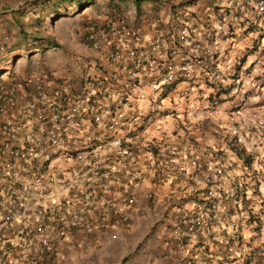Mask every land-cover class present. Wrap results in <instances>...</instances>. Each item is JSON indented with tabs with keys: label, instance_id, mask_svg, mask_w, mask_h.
I'll return each instance as SVG.
<instances>
[{
	"label": "built area",
	"instance_id": "2783aa9c",
	"mask_svg": "<svg viewBox=\"0 0 264 264\" xmlns=\"http://www.w3.org/2000/svg\"><path fill=\"white\" fill-rule=\"evenodd\" d=\"M188 1L158 18L106 15L84 34L94 57L84 72L77 58L56 77L0 81V264H48L73 234L126 228L160 189L167 264H264V194L253 192L264 184L263 115L247 127V178L209 160L212 147L178 143L170 124L216 113L218 99L206 108L197 95L207 103L218 87L264 102V44H246L232 66L249 32L264 31V0ZM183 80L195 90L172 116L165 97ZM239 115L229 118L243 129ZM248 218L260 221L253 240L239 224Z\"/></svg>",
	"mask_w": 264,
	"mask_h": 264
},
{
	"label": "rangeland",
	"instance_id": "374dc122",
	"mask_svg": "<svg viewBox=\"0 0 264 264\" xmlns=\"http://www.w3.org/2000/svg\"><path fill=\"white\" fill-rule=\"evenodd\" d=\"M32 1L38 4L41 0H0V79H6L11 74L20 80L37 74H42L45 78L56 77L65 73L66 70L72 71L77 58L80 61L78 72L85 71V64L92 66L94 57L91 56V52L83 41L84 34L98 25L106 15L115 11V9H110L107 0H95L93 5L79 13H75L77 11L74 7H69L67 14L62 13L53 18H49L48 13H45L36 27L39 33L37 37L42 39L38 41L27 39L25 41L27 48L24 49L22 46L15 47L19 42V36L11 26L12 11L23 10L25 12L22 18L23 24L29 26L35 21L34 13L29 9L33 7L29 5ZM180 1L142 2L138 12L135 11L133 3L127 1L118 5V11L129 14L132 18L136 15H148L152 19L167 14L170 8ZM26 32L30 33V30ZM149 37L150 34L146 33L145 39ZM45 40L55 43L56 47L48 48L44 44ZM253 41L257 48L264 44V31L253 29L249 32L243 41L245 46L242 44L237 52L232 53V66L238 56H243L242 49L246 47V44L250 46ZM229 75L232 73L224 72L222 77L228 80ZM193 84L195 82L189 80L176 83L165 97L168 103L164 105V109L172 113V116H176L179 111L183 110L181 107L184 99L183 93H187L189 98L193 96L195 90ZM199 101L201 107H204L206 101L202 93ZM249 101L252 103L254 99L249 98ZM227 118V113L223 111L221 116L220 114L216 117L211 115L207 121L198 120L194 116L190 119L191 122L184 118L178 122L179 119L175 118L170 121V124L176 125L177 132L179 130L184 132V128H187L196 145H212L214 152L209 151V159H212L216 149H219L218 153L221 157L224 160H230L233 157L229 154L228 143L239 145L233 139L232 125ZM165 129L167 132L170 131V126L169 129ZM203 137L207 141L204 145L200 144ZM149 192L153 195L152 198L145 204L143 203L144 210L128 227L99 232L92 236L83 233L73 234L68 242L57 247L56 259L48 264H167L161 259L160 254L163 250V239L166 236L164 217L169 209L167 206L169 207L170 200L164 196L162 189ZM250 235L251 230L242 232L246 240H250Z\"/></svg>",
	"mask_w": 264,
	"mask_h": 264
},
{
	"label": "clouds",
	"instance_id": "9594fccd",
	"mask_svg": "<svg viewBox=\"0 0 264 264\" xmlns=\"http://www.w3.org/2000/svg\"><path fill=\"white\" fill-rule=\"evenodd\" d=\"M185 3H186V0H181L180 2H177L175 4H185ZM139 16H142V15H136V17H134V18H137ZM242 57H243V61H244V55L237 57V60L239 61L240 64H241L240 59ZM237 68H238V66L235 67V69H237ZM235 72L236 71L233 70L232 75H229L228 78L233 77ZM0 81H1V79H0ZM225 89H227V88H225ZM225 89H221V91H219V89L218 90L214 89V90H212V93L213 94H208L207 103L210 104L209 106H211L214 103V100L215 99H218V100H216L215 105H214V107L217 108V112L214 113V111L212 109L211 110L208 109V112L209 113L205 115L206 118H204V119L207 121L208 118H209V116L212 115L213 117H216L219 112L223 113V111H225L227 113V115H228V118H227L228 120L227 121L230 123V125H232V136H233L234 140L239 145L238 147L239 148H242L243 151H244V153L247 154V155H249L245 151V149H244V144L247 143V138H246L247 127H248V124H251L252 123L253 116L263 115V118H264V102H262V103H256V100L254 99V102H252L250 104L248 102L249 99H247V100L244 99V101L239 100L238 95L237 96H231L229 91L224 92ZM223 96H225V98L227 100L222 101L221 98ZM208 99H212L210 101V103H209ZM235 104L237 105V108H234L233 107V105H235ZM221 105H224V107L222 108ZM209 106H208V108H209ZM247 109H249V111H246ZM230 111H232L233 113L235 111H239L240 112V115H239L238 118H239L240 124L243 126V129L238 128L237 127V124L236 125L234 124L233 120L235 118L232 119V120L229 118L230 117L229 116L230 115ZM233 117H234V115H233ZM175 118H177V117H175ZM196 118L198 120H203V119H199L198 117H196ZM178 119H179L178 122H181V119L180 118H178ZM190 122H191V120H190ZM174 129H175V132H177L176 125H174ZM233 131H236V133L233 134ZM178 132L181 133L180 130ZM241 139H243L244 141H242ZM209 150H210V147H209ZM210 151L213 152L212 150H210ZM229 154H230V156L233 157V159H230V160H224L223 159L224 161H228V162L231 163V167H230L229 170L232 171L233 173H230V171H229V174L230 175H233V176L234 175H242L243 177H245V176L248 177V170H249V167L250 166H248V167L243 166L242 165V160L241 159H238L234 155V153L231 152L230 150H229ZM253 192H254L255 195L256 194H261V195L264 194V184L261 185L259 187V189L258 188H254L253 189ZM255 203H257V201ZM239 224L241 226H243V232L244 231H250L251 230V232L255 233V232H258L259 227H260V221L257 220L256 218H253V219L252 218H248V219L241 220L239 222ZM97 233H99V232H96L94 234H97ZM255 236H257V235L254 234L253 236H251L252 238L250 237V240L253 239Z\"/></svg>",
	"mask_w": 264,
	"mask_h": 264
},
{
	"label": "trees",
	"instance_id": "16d2710c",
	"mask_svg": "<svg viewBox=\"0 0 264 264\" xmlns=\"http://www.w3.org/2000/svg\"><path fill=\"white\" fill-rule=\"evenodd\" d=\"M127 1H131L133 3V5L135 6V11L138 12L139 10V5L142 2H146V1H153V2H157L158 0H107L108 5L110 6V9H115V11H118V5L121 3H126ZM187 2H189L188 0H186ZM95 2V0H41L39 1V3H35V2H30L29 5H32L33 7L29 8L31 10V12L34 13V23L29 25V26H25L23 24V20L22 18H24L25 16V12H23V10H19V11H12V21H11V26L12 29L16 32L17 36H19V44L16 43L17 45H15V47H19L22 46L23 49L27 48L26 47V43L25 41H27V39H33L34 41H38L40 39H42L41 37H37L39 35L38 30L36 29V27L38 26V22L42 21V18L44 17L45 13H48L49 18H53L55 16H59V14H67L68 13V8L69 7H74V9L77 11H73L75 13H79L81 10L93 5ZM62 16V15H60ZM64 16V15H63ZM27 30H30L29 32H26ZM44 44L46 46H48V48L53 49L54 47H56V44L45 40ZM36 48V47H34ZM240 62H243V57L240 59ZM209 73V70L206 69V71H204V76H206ZM204 84H213L212 86L215 88L217 85H215L214 83H211V81L205 80L203 82ZM219 91H221V89L218 87ZM229 91V88L225 89L224 92ZM197 97L199 98V95H197ZM222 101L227 100L225 98V96H223ZM212 99H208L209 103ZM223 113L220 114V116ZM234 139V138H233ZM235 141V140H234ZM228 147L229 150L231 152L234 153V155L238 158L242 160V165L245 167L250 166L251 164V156L247 155L244 153L242 148H239L236 144H232L231 142L228 143ZM245 178H247V176H245Z\"/></svg>",
	"mask_w": 264,
	"mask_h": 264
},
{
	"label": "crops",
	"instance_id": "0c3cea01",
	"mask_svg": "<svg viewBox=\"0 0 264 264\" xmlns=\"http://www.w3.org/2000/svg\"><path fill=\"white\" fill-rule=\"evenodd\" d=\"M248 102H250L249 100H248ZM197 104H199V102H197ZM251 104V103H250ZM210 104H208V103H206L205 102V106L204 107H206V108H208V106H209ZM253 105V104H252ZM221 107L223 108L224 107V105H221ZM246 111H249V109H247ZM219 114H221V112H219L218 113V115ZM217 115V116H218ZM205 134V133H204ZM176 139H178V143H180V144H184V142H190L192 145H195L196 147H198V145H196V144H194L193 143V141H192V138H191V133H187V134H181L180 132H176L175 133V136H174ZM204 142L205 143H207V141L204 139V137L203 138H201V140H200V144H202V145H204ZM210 147H212V145H209ZM209 146H205V147H209ZM217 147H219V146H217ZM213 148V147H212ZM213 150H214V148H213ZM214 152V151H213ZM216 153L214 154V157L212 158V159H209V160H216V159H218L219 161H221V160H223V158L221 157V155L218 153L219 152V149H216V151H215ZM230 173H233L232 171H230ZM237 174V173H236ZM161 190V189H160ZM250 229V228H249ZM258 235V232H255V233H253V232H251V235L250 236H253V235ZM252 238V237H251ZM256 241H257V239H256Z\"/></svg>",
	"mask_w": 264,
	"mask_h": 264
}]
</instances>
